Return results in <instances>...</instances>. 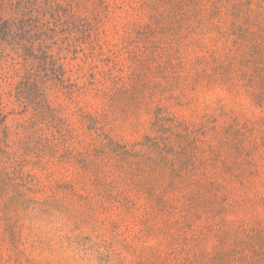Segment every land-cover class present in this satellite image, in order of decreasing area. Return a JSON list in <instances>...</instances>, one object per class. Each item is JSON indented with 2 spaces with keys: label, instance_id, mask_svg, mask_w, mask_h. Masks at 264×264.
<instances>
[{
  "label": "rangeland",
  "instance_id": "1",
  "mask_svg": "<svg viewBox=\"0 0 264 264\" xmlns=\"http://www.w3.org/2000/svg\"><path fill=\"white\" fill-rule=\"evenodd\" d=\"M29 10L0 46V264H264V0Z\"/></svg>",
  "mask_w": 264,
  "mask_h": 264
},
{
  "label": "trees",
  "instance_id": "2",
  "mask_svg": "<svg viewBox=\"0 0 264 264\" xmlns=\"http://www.w3.org/2000/svg\"><path fill=\"white\" fill-rule=\"evenodd\" d=\"M30 3L31 0H0V46L17 44L21 49L28 48L30 42L23 43L31 32V28L28 25L31 22V18L26 21L31 15L29 10ZM14 15L22 17V21L18 26L12 21V16ZM15 29L17 30L15 31ZM42 59L47 66L49 58L45 56ZM49 65L53 66V63L51 62ZM2 123H5V120L1 121Z\"/></svg>",
  "mask_w": 264,
  "mask_h": 264
}]
</instances>
